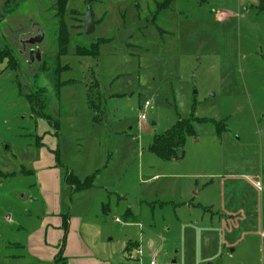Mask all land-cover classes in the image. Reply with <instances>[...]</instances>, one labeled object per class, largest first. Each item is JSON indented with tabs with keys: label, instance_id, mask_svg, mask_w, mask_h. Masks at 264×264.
Masks as SVG:
<instances>
[{
	"label": "rangeland",
	"instance_id": "1",
	"mask_svg": "<svg viewBox=\"0 0 264 264\" xmlns=\"http://www.w3.org/2000/svg\"><path fill=\"white\" fill-rule=\"evenodd\" d=\"M5 1L0 264L78 240L112 264H264V0ZM190 118L172 160L150 152Z\"/></svg>",
	"mask_w": 264,
	"mask_h": 264
},
{
	"label": "trees",
	"instance_id": "2",
	"mask_svg": "<svg viewBox=\"0 0 264 264\" xmlns=\"http://www.w3.org/2000/svg\"><path fill=\"white\" fill-rule=\"evenodd\" d=\"M173 0H171L172 2ZM8 0L5 1V6L8 7L9 5ZM65 4H67V0H65ZM158 7V6H157ZM167 8L164 5H159L157 8V12H162L163 10H166ZM4 52L0 50V63L4 62L6 59H8L7 56H3ZM194 122H202V120L199 119H185L180 120L176 125L172 127V129L165 133L163 136L157 137L155 142L149 147V150L151 153H153L157 158H159L162 161H170L174 158L176 152L178 149H181V151L184 149V145L186 143V139L188 137H196V133L194 130ZM220 131L224 130L220 127ZM66 187L69 188L72 193L77 190H83L88 185H82L80 184V181L77 179V177L74 174H70L67 172L66 179H65ZM71 193V194H72ZM64 217V226L67 230L69 224H68V216ZM67 231H65L66 234ZM130 248V246H129ZM65 252V241H63L61 245V249L59 254L56 256V259L54 261V264H66V257L64 256Z\"/></svg>",
	"mask_w": 264,
	"mask_h": 264
},
{
	"label": "crops",
	"instance_id": "3",
	"mask_svg": "<svg viewBox=\"0 0 264 264\" xmlns=\"http://www.w3.org/2000/svg\"><path fill=\"white\" fill-rule=\"evenodd\" d=\"M52 255L53 252L48 253L50 258ZM64 256L66 257V264H112L106 254L96 251L81 240L75 241V243L71 245H65Z\"/></svg>",
	"mask_w": 264,
	"mask_h": 264
},
{
	"label": "water",
	"instance_id": "4",
	"mask_svg": "<svg viewBox=\"0 0 264 264\" xmlns=\"http://www.w3.org/2000/svg\"><path fill=\"white\" fill-rule=\"evenodd\" d=\"M148 25V22H140L124 31H122L119 34V41L122 45H127L128 41L133 38V36L139 31L140 29L145 28ZM84 30H85V36L90 37L93 36L96 33V21L95 16L90 7H88V10L85 14L84 18ZM184 157V153L181 154V158Z\"/></svg>",
	"mask_w": 264,
	"mask_h": 264
},
{
	"label": "built area",
	"instance_id": "5",
	"mask_svg": "<svg viewBox=\"0 0 264 264\" xmlns=\"http://www.w3.org/2000/svg\"><path fill=\"white\" fill-rule=\"evenodd\" d=\"M150 107H151V103L147 101L142 109L143 114L140 117L141 121H145L147 119L145 115V111H147ZM257 187H261V184L258 183ZM117 222H119V220H117ZM132 259L135 260L136 264H159L156 258L153 256L149 260H145L144 253L141 248L135 251V256Z\"/></svg>",
	"mask_w": 264,
	"mask_h": 264
}]
</instances>
